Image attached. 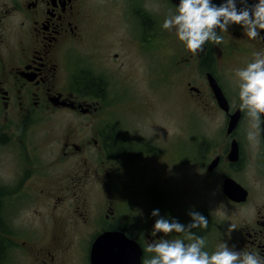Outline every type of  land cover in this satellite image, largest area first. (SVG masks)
Listing matches in <instances>:
<instances>
[{"label": "flooded vegetation", "instance_id": "flooded-vegetation-1", "mask_svg": "<svg viewBox=\"0 0 264 264\" xmlns=\"http://www.w3.org/2000/svg\"><path fill=\"white\" fill-rule=\"evenodd\" d=\"M175 10L172 0H117L115 50L106 51L102 25L100 38L91 34L95 9L87 0H0V149H18L16 140L27 173L20 187L0 182L1 264H92L93 246L105 233L131 241L117 240V247L137 248L142 264L153 256L147 245L162 236L152 235L156 209L184 225L191 223L190 211L204 215L207 228L193 232L205 238L209 253L227 243L264 256V131L258 142L247 138L234 74L264 50V39L249 40L233 25L222 44L206 43L193 55L162 27ZM170 94L183 104L177 132L148 134L154 120L160 126L153 117L156 97L169 100ZM130 111L131 120L117 117ZM62 113L79 123L73 117L61 122ZM66 121L75 127L64 135ZM49 122L53 128L42 137L55 133L36 137L37 126ZM187 169L194 171L188 182ZM231 180L240 193H225ZM22 194L24 202L45 205L36 209L35 224L15 222ZM88 197L98 213H89ZM9 252L18 260L9 261Z\"/></svg>", "mask_w": 264, "mask_h": 264}, {"label": "clouds", "instance_id": "clouds-1", "mask_svg": "<svg viewBox=\"0 0 264 264\" xmlns=\"http://www.w3.org/2000/svg\"><path fill=\"white\" fill-rule=\"evenodd\" d=\"M224 0L219 5L212 0H179L174 13L163 22V29L174 31L178 40L193 55L204 50L206 43L220 45L222 33L233 25L240 26L249 40L261 37L264 31V0H256L249 6L247 0ZM254 59L244 68L234 69L238 80L239 108L249 120V141L258 142L264 125V50L253 53ZM156 219L152 235L161 238L149 243L146 251L152 253L142 264H264V256L258 252L236 251L227 243H221L211 253L205 250L206 240L193 230L206 229L208 219L197 211H190L191 223L184 225L174 219L161 217L153 210ZM182 234L183 238L167 237ZM187 241V242H186Z\"/></svg>", "mask_w": 264, "mask_h": 264}, {"label": "rangeland", "instance_id": "rangeland-1", "mask_svg": "<svg viewBox=\"0 0 264 264\" xmlns=\"http://www.w3.org/2000/svg\"><path fill=\"white\" fill-rule=\"evenodd\" d=\"M117 0H87V2L89 3V6L94 7L95 9V21H94V32H91L93 38H100V31L101 28L100 26L102 25V38L100 40H102V45L104 48H106V51H114L115 49L113 48V43L115 42V38H117L116 33H117V27L115 26L116 21H115V3ZM104 8H107V11H105ZM173 11V9H172ZM102 15H104V19H100L99 17ZM108 37H110L111 39H108ZM95 38V39H96ZM112 41V42H111ZM172 48H174L172 46ZM177 85L172 84V89L173 87H175ZM182 103L181 105H179L178 100L176 99L175 95H171L170 94V99H166L165 97L161 100H158L156 97V101L154 103V105L152 106V109L154 110V115L153 117L156 119V121L160 124V126H155L156 122L154 120L153 124H150L147 126V133L148 134H154L157 133L159 130H163L164 132L168 131L171 136H173V133L177 132L178 129V123H177V115L180 113V109L182 107ZM186 105V104H185ZM187 106V110L189 109V104L186 105ZM128 110H130V108H126ZM63 115H59L57 116V118L60 119L61 122H64L65 120H68L69 118L73 117V120L75 122H78V120H75L74 115H70L68 113H62ZM185 114V113H184ZM119 118L122 117H126L128 120H131L132 116H131V111L129 112H122L121 116H118ZM44 120V119H43ZM88 121H86V119H84V123H87ZM45 123L47 126L42 125V126H37L38 128V133L37 136L39 139H45L44 137H46L47 134H54L55 132H50L46 133V135L44 137H42L43 133L46 130H50L53 128V126L51 125V122ZM66 125L63 126V132L64 135L67 134L68 131H70L71 129H74L75 124L73 123L71 126V123L66 121L65 122ZM71 126V127H70ZM187 127L189 129H192V127L187 123ZM179 130H181V127H179ZM195 132L197 133V125H195ZM19 133V132H18ZM194 137V135L192 134V138ZM51 139L53 137H50ZM49 139V138H47ZM46 139V140H47ZM14 145H16L18 147V149H16L15 146H11L10 144L7 145L6 148H2L0 149V182H4L3 184H7L10 187H14L15 184L20 187L18 185V183L21 180V177L23 176V174L26 176V170L23 171V168L21 167V163L20 161L17 159V153L19 151V144L18 142L15 140ZM194 171L191 169H187L185 171V174L187 176V182L189 181V175L193 174ZM49 176L46 177V179H48ZM62 180V179H61ZM94 182V181H93ZM87 184L86 186V190L88 191H92V189L94 188V184ZM95 188H97V186H95ZM18 193V191H15L14 189H12V192L10 193V196H15ZM204 197V194L203 196ZM89 200V205L87 204V209L89 210L90 214H96L99 212V210L95 207V203L96 201L93 200L91 197H88ZM17 199H20V203H19V207L21 210H19L17 212V215L15 217V222L17 225H27L29 220L33 221V224H35L37 217L39 216L37 213L36 209L39 210H44V206L42 205L41 202L38 203H29L28 200L26 199V201L24 202V196L23 194L21 196H18ZM24 204V205H23ZM92 211V212H91ZM66 219V218H65ZM55 221H61L60 217L56 218ZM66 225V223H64ZM56 224L55 226H51V230H56ZM96 228V225L93 223L90 226H88V229L91 230L93 228ZM94 228V229H95ZM69 231V234L72 235L73 231L66 228ZM20 239L19 238H12L10 239V244L11 245H15L16 243H18ZM9 261H17V257H16V252L12 253L9 252Z\"/></svg>", "mask_w": 264, "mask_h": 264}, {"label": "water", "instance_id": "water-1", "mask_svg": "<svg viewBox=\"0 0 264 264\" xmlns=\"http://www.w3.org/2000/svg\"><path fill=\"white\" fill-rule=\"evenodd\" d=\"M175 1L177 3L179 2V0H175ZM218 95L221 97L220 92H218ZM229 185L231 186L229 187ZM230 189L234 190L235 193L241 192L240 187L230 182H227L225 192L229 194ZM115 238L116 240H114ZM117 240L121 241L122 243H125V242L129 243V240L125 239L124 236L116 234V233H106L104 235H101L98 238L93 248L92 264H103V263L105 264H140L139 257H140L141 251L137 250V248L128 246V244L123 245L122 247H117L118 246ZM107 253L108 254L110 253L111 256L109 254L110 257H107V261H105L102 259V257H103V254H107Z\"/></svg>", "mask_w": 264, "mask_h": 264}, {"label": "trees", "instance_id": "trees-1", "mask_svg": "<svg viewBox=\"0 0 264 264\" xmlns=\"http://www.w3.org/2000/svg\"><path fill=\"white\" fill-rule=\"evenodd\" d=\"M87 86L91 88L92 90L96 91L94 81H92L91 79H87ZM116 149L117 148L115 147V150ZM1 223L2 222L0 221V228L2 226ZM3 248H4V240L3 238L0 237V264H1V255H2Z\"/></svg>", "mask_w": 264, "mask_h": 264}, {"label": "bare ground", "instance_id": "bare-ground-1", "mask_svg": "<svg viewBox=\"0 0 264 264\" xmlns=\"http://www.w3.org/2000/svg\"><path fill=\"white\" fill-rule=\"evenodd\" d=\"M75 24V23H74ZM61 29V28H60Z\"/></svg>", "mask_w": 264, "mask_h": 264}]
</instances>
